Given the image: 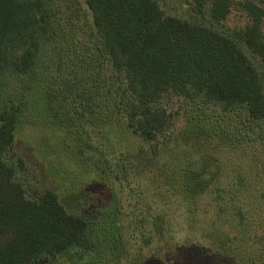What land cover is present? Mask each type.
<instances>
[{
	"label": "rangeland",
	"instance_id": "374dc122",
	"mask_svg": "<svg viewBox=\"0 0 264 264\" xmlns=\"http://www.w3.org/2000/svg\"><path fill=\"white\" fill-rule=\"evenodd\" d=\"M155 1L168 15L234 39L264 84V58L243 36L255 27L264 47V0ZM42 2L43 18L35 31L37 58L30 75L36 74V82L45 75V85L55 96L37 107V115H32V107L22 108L6 159L16 161L14 152L24 157L25 170L17 172V179L29 197L41 186L51 187L68 211L92 217L116 206L120 242L117 249L104 244L103 233L90 252L78 246L32 264H143L147 259L163 264L169 259L172 264H264V119L247 117L241 106L230 116L212 104L198 111L196 101L167 96L159 101L171 114L165 137L140 139L121 112L132 97L122 83H114L106 65L93 58L98 38L85 1ZM69 78L76 84L73 92L89 97L81 112L78 102L65 98L72 91H62ZM194 112L200 125L190 122ZM218 114L223 116L218 127L222 128L215 131ZM151 153L169 155L171 163L198 171L205 158L204 166L215 163L218 173L198 186L196 195L186 190L184 172L175 179L178 189L165 178H159L163 186L155 187ZM219 167L225 172L223 179ZM227 178L232 189L240 188L244 221L242 212L227 217L226 197L211 185ZM191 207L204 234L185 230L174 243L163 233L164 211L170 219L188 222Z\"/></svg>",
	"mask_w": 264,
	"mask_h": 264
},
{
	"label": "trees",
	"instance_id": "16d2710c",
	"mask_svg": "<svg viewBox=\"0 0 264 264\" xmlns=\"http://www.w3.org/2000/svg\"><path fill=\"white\" fill-rule=\"evenodd\" d=\"M84 1L92 13L98 38L93 58L105 64L114 83L119 87L122 83L132 97L121 112L140 139L152 141L165 137L171 114L159 101L167 96L196 101L198 111H204L203 104H212L230 116L241 106L247 117L264 119L262 78L246 52L231 37L168 15L155 0ZM42 12V0H0V264H32L78 246L89 251L96 237L103 233L104 244L110 243L117 249L120 242L116 206L100 210L92 217L68 211L51 187L41 186L35 190V196L29 197L25 185L17 179V172L25 170L24 157L14 152L16 161L11 163L6 159L15 143L22 108L32 107V115H37V107L55 96L45 85V75L38 82L36 74L30 75L37 58L35 31L43 18ZM247 32L243 35L246 42L251 47L257 46L264 58L256 28ZM60 67L59 64L58 69L63 72ZM74 85L69 78L62 91H72ZM65 98L79 103L77 112L89 100L80 91L65 94ZM220 117L223 116L215 120V131L222 128H218ZM190 122L200 125L195 112ZM148 161L151 175L156 176L152 177L155 187L163 186L159 178H165L170 187L178 189L175 179L184 172L188 179L185 188L195 195L198 186L204 181L208 183L218 173L216 165L212 167L215 163L204 166L205 158L200 160L201 171L183 169L179 163H171L169 155L151 153ZM219 175L225 177L221 168ZM222 179L211 185L215 189L218 186L220 197H226L224 212L228 216H225L234 218L242 212L244 218L240 219H245V202L238 194L240 188L232 189L229 179ZM191 210L188 222L170 219L167 210L164 211L161 225L165 237L174 242L185 230L204 234V225H199V219L193 216L194 208ZM157 261L152 263L147 259L143 264H163ZM165 263L172 264V259Z\"/></svg>",
	"mask_w": 264,
	"mask_h": 264
}]
</instances>
